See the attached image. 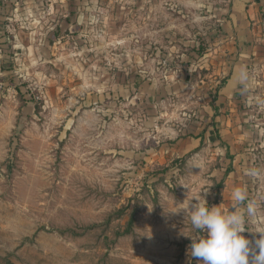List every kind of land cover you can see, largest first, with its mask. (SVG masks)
I'll return each mask as SVG.
<instances>
[{
  "label": "rangeland",
  "instance_id": "1",
  "mask_svg": "<svg viewBox=\"0 0 264 264\" xmlns=\"http://www.w3.org/2000/svg\"><path fill=\"white\" fill-rule=\"evenodd\" d=\"M231 2L0 0V264H199L182 209L218 204L230 159L169 149L217 114Z\"/></svg>",
  "mask_w": 264,
  "mask_h": 264
},
{
  "label": "crops",
  "instance_id": "2",
  "mask_svg": "<svg viewBox=\"0 0 264 264\" xmlns=\"http://www.w3.org/2000/svg\"><path fill=\"white\" fill-rule=\"evenodd\" d=\"M224 29L225 36L214 44L215 64L218 62L216 75H223L214 102L217 114L203 133L178 140L169 151L178 159L179 155L185 156L193 149L209 147L210 142L216 150H223V160H230L228 169H221V181L225 178L223 196L216 206L224 205L226 211H230V190L243 187L251 199L258 177L253 176L251 170L261 172L263 166L264 101L259 97L264 96V0H232ZM54 35L56 39V32ZM172 68L164 77L169 79L168 87L175 91L182 82L187 86L189 76L181 68ZM241 68L249 72L246 88L239 81Z\"/></svg>",
  "mask_w": 264,
  "mask_h": 264
},
{
  "label": "clouds",
  "instance_id": "3",
  "mask_svg": "<svg viewBox=\"0 0 264 264\" xmlns=\"http://www.w3.org/2000/svg\"><path fill=\"white\" fill-rule=\"evenodd\" d=\"M249 78L248 70L241 68L239 81L245 88ZM251 174L259 173L253 169ZM231 201L232 210L225 211L221 205L210 207L203 196H192L182 209L190 214L187 218L196 230L193 235L184 234L191 239L190 258L199 264H264V227L250 226L257 215L256 202L239 186L232 190ZM246 230L258 233L259 238L245 237Z\"/></svg>",
  "mask_w": 264,
  "mask_h": 264
},
{
  "label": "trees",
  "instance_id": "4",
  "mask_svg": "<svg viewBox=\"0 0 264 264\" xmlns=\"http://www.w3.org/2000/svg\"><path fill=\"white\" fill-rule=\"evenodd\" d=\"M9 48V47H8ZM219 88V87H218ZM218 88H217V90H218ZM229 171L227 170L226 172H225V174H227ZM131 222H132V220H131ZM126 233H128V232H126Z\"/></svg>",
  "mask_w": 264,
  "mask_h": 264
}]
</instances>
